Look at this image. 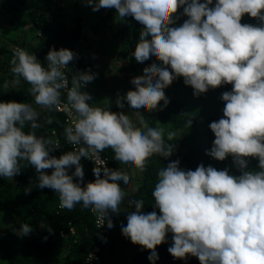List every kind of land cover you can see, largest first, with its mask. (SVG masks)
<instances>
[{"label":"clouds","instance_id":"1","mask_svg":"<svg viewBox=\"0 0 264 264\" xmlns=\"http://www.w3.org/2000/svg\"><path fill=\"white\" fill-rule=\"evenodd\" d=\"M85 2L93 11L114 8L121 20L131 16L143 25L132 56L138 63L153 57L161 62L145 67L144 75L131 80L135 90L124 97L118 95L117 107H124L122 100L137 113L157 110L161 101L167 107L164 90L178 77L193 89L194 96L232 85L230 92L221 95L223 118L209 124L215 139L208 155L217 161L231 156L240 175L203 164L195 171H185L177 160L156 173L152 198L160 215L143 213L142 199L125 202L126 193L118 182H130L129 170L109 169L100 153L111 149L116 161L143 172L149 158L167 159L175 146L165 144L163 128L149 127L142 115L138 116L141 127H136L123 112L90 106L87 101L92 97L82 89L96 74L85 71L72 77L67 101L76 115L74 123L64 129L66 142L80 147L59 158L50 156L60 147L59 141L36 135L42 125L37 123L40 113L32 104L0 103V177L12 179L20 174L21 162H27L38 174L37 187L59 194L60 208L71 211L78 204L90 208L100 226L106 222L109 229L113 227L109 212L118 213L122 203L134 206L122 234L132 244L150 250V261L158 259L155 248L171 232L173 243L168 252L174 258L191 255L200 264H264V0H216L213 7V0ZM180 8L188 19L171 27ZM244 15L257 19L259 26L242 24ZM75 58L68 49H50L44 67L34 54L17 49L10 62L15 77L12 84L19 85L23 78L31 86L29 95L35 104L52 110L61 103V89L67 87L62 70ZM8 87L5 82L4 88ZM26 122L31 129L27 134L22 131ZM190 126L188 120L186 127ZM175 135L168 132V139ZM82 157L97 165L92 169L94 182L84 187L80 186ZM248 157L258 159L259 171H246ZM72 166L75 171L69 175ZM46 169L53 171L48 175L42 171ZM32 231L23 223L16 235L23 237Z\"/></svg>","mask_w":264,"mask_h":264},{"label":"trees","instance_id":"2","mask_svg":"<svg viewBox=\"0 0 264 264\" xmlns=\"http://www.w3.org/2000/svg\"><path fill=\"white\" fill-rule=\"evenodd\" d=\"M78 0L73 1V9L77 7ZM201 3L204 0H200ZM216 0H213L215 5ZM61 5L57 0H0V11H8L12 14L24 16L33 30L36 31L35 40L11 39L10 45H0V85L8 82L14 88L13 93H1L0 100L4 103H30L39 113L37 123L42 125L36 129L38 137H47L58 140L60 147L51 151L50 156L59 158L66 152L73 151L67 144L64 136V129L67 126L63 111L56 108L52 110L44 109L35 104L34 99L29 95L30 85L21 78L19 85H13L15 78L11 73V60L17 49L26 50L29 54H34L42 66L47 67L46 56L50 49H68L76 54V58L71 61L67 68L63 69L67 78V87L61 89V103L68 104L67 91L72 87V77L77 72L89 71V62L86 60L81 41L85 39L80 25V17L74 13L73 24L67 25L59 20H51L48 14H54L61 10ZM188 17L183 15V8L178 9L175 23L171 27H179ZM242 24L259 26V21L244 15L241 19ZM143 25L131 16L121 20L117 13L106 11L98 14L96 23L91 26V32L97 33L103 30L107 33H114L116 42V55L119 60L127 61L128 65L137 69L140 75H144L143 69L152 63L161 62L150 58L149 60L138 63L132 56L135 45L139 40L140 31ZM90 72V71H89ZM171 95L165 89V95L169 100L167 107H163V101L158 105L157 110L149 111V127L155 128L156 125L163 128L165 144L174 145L173 154L164 159L159 155L149 158L145 171L135 185L130 200L142 199L144 206L141 211L145 214L156 211L160 215L159 209L155 208L152 198V191L157 182L156 173L162 167H166L169 162L179 161L182 170H192L203 164L205 167L212 166L217 170L227 168L230 175L239 176L240 172L233 163V158L228 156L224 161H217L211 158L208 153L211 150L214 134L209 129V124L223 118L224 102L221 95L232 90L231 84H225L216 89L209 88L204 93L212 96L219 101L221 106L215 108L204 104L194 103L189 97L190 86L184 84L183 78L178 77L171 84ZM94 80L82 90L90 96L93 92ZM89 103V101H87ZM90 105V103H89ZM91 106V105H90ZM93 107V106H92ZM163 108V110H159ZM51 119V123L47 120ZM191 120V126L186 127V122ZM30 123L26 122L22 131L27 134L30 131ZM176 135L172 140L168 139V132ZM101 159L106 167L116 170L119 161L114 158L111 149H106L100 153ZM248 167L246 171H259L258 159L253 157L246 158ZM80 163L83 167V181L80 186L94 182L95 177L92 169L97 165L94 161L81 158ZM20 174L12 179L0 177V214H7L11 220L10 232L0 231V256H4L8 264H83L89 252L95 247L104 243L107 223L102 225L101 236H96L97 228L94 220L96 213L90 208L84 209L77 205L73 210L60 208L59 194L49 188L37 187L38 179L33 180L27 171L25 162L22 161ZM50 175L52 169L42 170ZM75 171L72 166L68 174ZM76 182V178H73ZM135 211L134 206L128 205V212ZM112 212H109V216ZM27 223L33 231L27 236L19 237L17 246L13 243L10 236L19 229L20 225ZM51 228V232L48 229ZM46 238V239H45ZM64 243L63 253L53 257L56 241ZM173 234L165 242L156 246L155 251L158 259L150 261V250L143 249L139 245L132 246L130 264H200L198 258L191 255L184 259H175L168 252L172 246ZM175 259V260H174ZM91 264H98L94 260Z\"/></svg>","mask_w":264,"mask_h":264},{"label":"rangeland","instance_id":"3","mask_svg":"<svg viewBox=\"0 0 264 264\" xmlns=\"http://www.w3.org/2000/svg\"><path fill=\"white\" fill-rule=\"evenodd\" d=\"M61 5V10L54 14H48L51 20H59L67 25L73 24V16L76 13L80 17V25L82 33L85 35V39L81 41V47L83 49L86 60L89 62L88 70L91 73H95L94 88L91 94L92 99L89 101L93 107H107V109L114 113L123 112L128 115L136 127H141L138 116H144L146 122L149 120V111L140 110L137 113L136 109H132L126 101L122 100L124 104L123 108L116 106V99L119 95L124 97L130 90L134 91L135 87L131 84V80L135 77L141 76L137 69L128 65L127 61L119 60L116 55V42L114 39V33H107L103 30L97 33L91 32V26L96 23V17L98 14L106 11H112L117 13L114 8L104 9L99 11H93L92 7L88 6L85 0H78L77 7L73 9L74 0H57ZM36 31L30 26L28 20L19 14H12L8 11H0V45L4 44L9 46V40L11 39H25L35 40ZM171 86V85H170ZM166 89L169 91L167 96L171 95V87ZM14 88L9 86L7 89L4 85H0L1 93H13ZM189 97L194 103L204 104L207 106H213L219 108L221 104L216 98L201 94L199 96L193 95V89L189 91ZM0 103H4L0 100ZM156 129L161 127L156 125ZM28 173L33 180L37 179V172L35 168L25 162ZM118 170H129L130 182L125 185L122 181L120 183L121 189L126 193L125 202L130 200L131 194L135 185L137 184L141 172L131 171V168L127 164L119 162ZM128 204L122 203L119 206L118 213H112L109 216L113 223L111 229L108 228L104 243L100 246L98 252V264H130V258L132 253V246L129 238H126L122 234V227L127 225ZM12 225L11 218L4 213L0 214V231L10 232V226ZM171 232L167 233L166 238L169 239ZM18 236L16 231L10 236L13 243L17 246ZM64 243L61 240L56 241V245L53 252V257L56 258L63 253ZM176 259V258H175ZM174 259V260H175ZM0 264H8L4 256H0ZM176 264V263H175Z\"/></svg>","mask_w":264,"mask_h":264},{"label":"built area","instance_id":"4","mask_svg":"<svg viewBox=\"0 0 264 264\" xmlns=\"http://www.w3.org/2000/svg\"><path fill=\"white\" fill-rule=\"evenodd\" d=\"M68 105L66 103H60L58 106H56L55 108L59 111H63L64 115H65V121L67 126H70L74 123V119H75V112L74 110L71 109V106L68 105V111L65 110V106ZM68 144V143H67ZM73 150L74 149H78L80 147V145H71L68 144ZM83 146V145H81ZM102 160V159H101ZM101 178H103V176H101ZM94 224L95 227L97 228V232H96V236L99 239L101 236V230H102V225L100 226V220L96 214L95 216V220H94ZM100 246L97 247L95 246L87 255L86 260L83 264H91L94 260H98V252H99Z\"/></svg>","mask_w":264,"mask_h":264}]
</instances>
